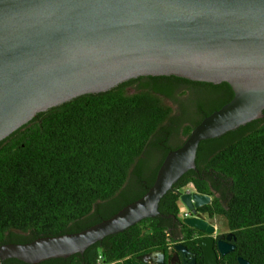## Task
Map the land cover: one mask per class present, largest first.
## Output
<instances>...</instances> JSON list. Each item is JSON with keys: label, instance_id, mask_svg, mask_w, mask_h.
Here are the masks:
<instances>
[{"label": "trees", "instance_id": "16d2710c", "mask_svg": "<svg viewBox=\"0 0 264 264\" xmlns=\"http://www.w3.org/2000/svg\"><path fill=\"white\" fill-rule=\"evenodd\" d=\"M232 96L225 81L143 75L38 112L0 140V244L71 233L110 217L140 197L167 152ZM186 185L212 196L203 209L234 231L235 254L264 264V109L259 118L201 140L195 167L160 198L155 216L83 252L0 264H95L99 254L105 262L140 264L143 253L192 235L180 216Z\"/></svg>", "mask_w": 264, "mask_h": 264}, {"label": "water", "instance_id": "95a60500", "mask_svg": "<svg viewBox=\"0 0 264 264\" xmlns=\"http://www.w3.org/2000/svg\"><path fill=\"white\" fill-rule=\"evenodd\" d=\"M143 75L225 81L233 96L167 152L140 197L82 230L2 243L0 261L66 257L155 216L160 198L195 167L201 140L259 118L264 109V0H0V140L40 111ZM179 200L191 213L185 224L212 230L197 210L209 194L182 191ZM198 244L203 264H218L211 243ZM175 248L183 264H195L185 246ZM232 249L218 242L221 255ZM137 259L163 264L165 251Z\"/></svg>", "mask_w": 264, "mask_h": 264}, {"label": "flooded vegetation", "instance_id": "af4514ba", "mask_svg": "<svg viewBox=\"0 0 264 264\" xmlns=\"http://www.w3.org/2000/svg\"><path fill=\"white\" fill-rule=\"evenodd\" d=\"M193 81H195V80H193ZM211 200H212V196L210 195V202H211ZM197 210L200 212L203 221L206 223V226L211 227L212 230L208 231L207 229H198V228L190 227L191 229H193L191 236H188V238L181 237V239H179L173 243H169L167 250H164V248L157 249V250L163 249L165 251V259H164L163 264H183V260H182V258H180L179 254H178V256L176 255V253H178L176 248H175L176 244H181V245L185 246V249L187 250V254L188 253L192 254L191 257L187 259V261H189L191 258H194L195 264H197V256H198L197 254L199 253V255H201V257H202V262H203V249L198 244L199 239H204V241L211 243L212 248L217 253L218 264H239V261H238L239 257L245 259L244 257L235 254L236 253L235 252L236 236L234 234V231L230 230L226 226L222 216L219 214H216V213L209 214L208 212H206L203 209V206L198 207ZM183 219H185V218H183ZM228 234H230L229 238H227ZM220 240L222 242H224L226 245H233V249L226 252L225 254L221 255L219 253V250H218V242ZM151 251H153V250H151ZM151 251H149V252H151ZM143 254H147V252L143 253ZM245 260H247V259H245ZM139 262H140V264H152L150 262H141V261H139Z\"/></svg>", "mask_w": 264, "mask_h": 264}, {"label": "built area", "instance_id": "2783aa9c", "mask_svg": "<svg viewBox=\"0 0 264 264\" xmlns=\"http://www.w3.org/2000/svg\"><path fill=\"white\" fill-rule=\"evenodd\" d=\"M184 188V187H183ZM182 188V190H183ZM194 190V189H193ZM188 191V190H187ZM181 217L182 218H187L189 216H191V213L189 211L188 208H184V210H181ZM124 260V259H123ZM122 259L121 260H118V261H114V262H105L102 258V256L99 254L98 257L96 258V263L95 264H118V263H123L125 261H123Z\"/></svg>", "mask_w": 264, "mask_h": 264}, {"label": "rangeland", "instance_id": "374dc122", "mask_svg": "<svg viewBox=\"0 0 264 264\" xmlns=\"http://www.w3.org/2000/svg\"><path fill=\"white\" fill-rule=\"evenodd\" d=\"M128 91L129 92H131V91H133L132 90V88H129L128 89ZM189 95H185V98H187ZM192 95H190V97H191ZM194 97H195V94H194ZM192 191L193 190V187L191 186V185H186L184 188H183V190L182 191ZM179 207H180V209L181 210H184V208H185V206L182 204V202L181 201H179Z\"/></svg>", "mask_w": 264, "mask_h": 264}]
</instances>
